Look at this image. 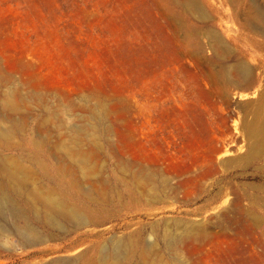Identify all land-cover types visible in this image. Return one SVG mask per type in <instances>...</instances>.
Here are the masks:
<instances>
[{
  "label": "rangeland",
  "instance_id": "374dc122",
  "mask_svg": "<svg viewBox=\"0 0 264 264\" xmlns=\"http://www.w3.org/2000/svg\"><path fill=\"white\" fill-rule=\"evenodd\" d=\"M183 1L0 0V158L95 214L55 239L5 196L47 241L22 246L7 204L0 264L130 239L124 264H264V4Z\"/></svg>",
  "mask_w": 264,
  "mask_h": 264
},
{
  "label": "bare ground",
  "instance_id": "6f19581e",
  "mask_svg": "<svg viewBox=\"0 0 264 264\" xmlns=\"http://www.w3.org/2000/svg\"><path fill=\"white\" fill-rule=\"evenodd\" d=\"M260 1H261V3L264 4V0H260ZM183 2H184V7L187 8L189 10V12L194 13L195 11H198L201 15H203V16L205 15V12H203L204 10L199 7V4L196 0H184ZM254 3H255L254 9H252L248 12L249 24L258 30H262V29L264 30V7H262L261 4L259 5L256 2H254ZM9 105H10V103H9ZM0 137L2 138V140H4L5 142H8V144H9L10 143L9 141H11V139L13 137V130L11 131L10 129H8V130L5 129L3 132H1ZM37 148L40 149L39 146H37ZM80 162L82 165H85V166L87 165L86 159H82V160H80ZM38 167L37 168L41 172H43L44 170H46L47 165L43 161H40L38 163ZM28 169H27V167H24L21 164V162L19 163L17 161V159L15 161L13 159H8V158L2 159V158H0V178H1V183H0V218L1 217L5 218L7 211L8 210L10 211L9 214H12L13 218L15 219V222L13 224L15 231L13 233H15V232L17 233L20 240L22 241V246H24V247L29 246L30 247V246H34V245H38V244H43L47 241V237L45 235H41L40 232L38 233L37 231H35L30 226L31 222L29 221V219L31 217L27 216L28 213L25 212V210H23L20 206H18V204L15 202V200H10L11 199L10 198L9 199L10 202L5 203L6 207L8 204V207H7L8 210H7L5 205H4V201L7 200V199L6 200L4 199L5 196L10 197L11 195L15 194L14 197H17L21 201L26 202V205L28 206L29 212L30 213L32 212L35 216H37V218H39L37 220L40 221V224L43 225V223H44L50 229H53L54 231L59 232V233H57V236L52 235V237L55 239L59 238L58 237L59 234L63 235L65 232L69 233L71 231H75L76 229H78L82 226H89L91 224L92 219H94V217H95V214L89 213L88 210H86V208L88 206L85 205V203L82 202L84 204V207L87 206L85 209L82 207H79V206H71L68 203V198L73 196V194L68 196V192H66V191L61 192V189H60L61 195L60 196L57 195V194H59V192H57L56 195L53 196V195H48L45 191H43V188L42 187L40 188L39 186H37V184L36 185L33 184V186H32L31 183L34 181L33 180L31 181L32 177H31L30 172H29L31 170H28ZM34 170H32V171H34ZM56 178H57V176H56ZM65 178H66V176H65ZM62 180H61V182H63V183L65 181H67V180L64 181V179H62ZM30 184L32 187H30ZM66 187H69V186H66ZM65 190H67V189H65ZM47 191H48V189H47ZM53 193H55V192H53ZM69 194H70V192H69ZM74 195H75V193H74ZM80 204H81V202H79V205ZM40 215H42V216L44 215V216L42 217ZM22 222H24V225L22 224ZM36 222H38V221H36ZM6 234L7 233H5L4 227L0 226V242L2 239L5 238V236L7 238L8 234L7 235ZM1 244L2 243H0V245ZM7 246L8 245H6V247ZM136 247H137V244H136L135 239L124 240L122 242L113 244V246H111L110 248H108V246H102V247H100V249H96L95 251H98V257H96V255H92V258L90 257V260L89 259L86 260V257H85L86 254H84L79 259L81 261H84V264H93L94 259H97L99 264H124L123 259H125L127 257V255H129L131 252H133L136 249ZM9 249H7V251H9ZM52 264H75V263H74V261H72L70 259H62V260L55 261Z\"/></svg>",
  "mask_w": 264,
  "mask_h": 264
}]
</instances>
